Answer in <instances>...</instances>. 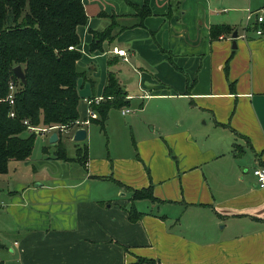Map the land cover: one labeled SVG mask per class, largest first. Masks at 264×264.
Segmentation results:
<instances>
[{
	"label": "crops",
	"instance_id": "crops-1",
	"mask_svg": "<svg viewBox=\"0 0 264 264\" xmlns=\"http://www.w3.org/2000/svg\"><path fill=\"white\" fill-rule=\"evenodd\" d=\"M235 2L149 0L142 25L90 51L107 15L122 25L137 15L125 0H82L79 119L100 118L86 100L102 96L110 61L127 93L121 113L136 109L135 153L97 167L74 141L85 166L53 158L41 182L0 187L3 264H264V187L252 172L264 167V0L241 30ZM149 186L152 198L133 196Z\"/></svg>",
	"mask_w": 264,
	"mask_h": 264
},
{
	"label": "trees",
	"instance_id": "trees-1",
	"mask_svg": "<svg viewBox=\"0 0 264 264\" xmlns=\"http://www.w3.org/2000/svg\"><path fill=\"white\" fill-rule=\"evenodd\" d=\"M125 1L136 9L137 21L122 25L116 14L107 15L109 23L103 29L90 31V51L102 50L104 42L112 41L127 27L142 25L143 19L151 13L149 0H143L141 6ZM86 21L82 0H0V174L6 172L11 160H25L31 154L36 133L29 131L24 120L32 126L46 127L71 126L80 118L78 82L84 78V72L77 61L81 52L68 46L79 44L76 29ZM216 28L214 26L212 31ZM16 65L24 72L25 84L13 73ZM108 66L102 93L104 100L92 105L100 118L91 120L98 122L101 128L111 108L128 104L127 93L111 70L110 61ZM11 80L17 85L12 104L5 100ZM10 111L14 112L13 116ZM55 144L57 149L52 158L85 166L86 147L77 148L75 156L70 157L59 138ZM151 189L149 186L134 190L133 196L152 198ZM3 247L0 242V250ZM141 261L160 264L149 259ZM0 264H3L1 258Z\"/></svg>",
	"mask_w": 264,
	"mask_h": 264
},
{
	"label": "rangeland",
	"instance_id": "rangeland-1",
	"mask_svg": "<svg viewBox=\"0 0 264 264\" xmlns=\"http://www.w3.org/2000/svg\"><path fill=\"white\" fill-rule=\"evenodd\" d=\"M219 1L224 5L230 0ZM258 1L259 0H236L235 6L240 8L237 9L235 13V24L239 30L244 27V19L247 14L246 11L257 8L259 5L256 2ZM226 10L228 11V9ZM261 14L264 15V10L261 11ZM117 68H119V66H117ZM123 108L126 107L124 106ZM129 108L131 113L126 115L121 113V108H112L109 112V118L103 128L99 126L98 122H93L86 126L87 136L83 141L88 146V161L94 166L102 167L103 164L111 166V164L114 163V159L117 157L135 153V128L134 125H131L130 121L131 117L136 113V109H133V106ZM148 128H150V126H148ZM60 135L63 141L61 145L65 148L67 154H75L76 145L74 141L66 137L67 135L64 133H60ZM48 139L49 137L45 133H36L30 156L25 160H11L8 163L6 172L0 174V187L5 189L7 186H11L15 181L36 184L41 182L40 179H44L46 175H49V165L42 164V162L53 159L52 156L57 146L55 144L56 142L50 143ZM118 163L120 162L118 161ZM5 196L7 195H4V193L0 194V203L5 201L3 198ZM5 209L6 207L3 209V207L0 206V225H9V218L7 217L8 215ZM4 236L7 235L4 234L0 236L2 241H4Z\"/></svg>",
	"mask_w": 264,
	"mask_h": 264
},
{
	"label": "built area",
	"instance_id": "built-area-1",
	"mask_svg": "<svg viewBox=\"0 0 264 264\" xmlns=\"http://www.w3.org/2000/svg\"><path fill=\"white\" fill-rule=\"evenodd\" d=\"M249 18H251V12H248V14H247V19H249ZM263 19L264 18H263L262 15L258 14L256 16V20L258 22H262ZM255 33L256 34H262V29L261 28H256L255 29ZM68 49H76V47L70 45V46H68ZM112 52L122 56L123 59L126 60V52H125V50H121V49H118L117 47H114V48H112ZM16 90H17V85H16V83L14 81L11 80L9 82V93H8L6 99H5V100H8V102L10 104L13 103L14 93L16 92ZM102 100H103V96H98V97H94V98H91V99H87L86 102H87V104H98ZM127 111L128 110H122L123 113H125ZM13 115H14V112L10 111V116H13ZM87 116L89 118H97L98 115H97L95 110H93L92 108L89 107L87 109ZM23 122L27 125V128L31 132H35V133H50L52 131H56L58 134L64 133V134H71L72 135V132L75 129L80 128V127H85V125H87L89 123V120H85L84 121V120L77 119V120L74 121V123L71 126L52 125V126H46V127H37V126L29 125L27 120H24ZM252 172H253L254 176L256 177L258 185L261 186V187H264V167L257 166L255 168H253Z\"/></svg>",
	"mask_w": 264,
	"mask_h": 264
},
{
	"label": "water",
	"instance_id": "water-1",
	"mask_svg": "<svg viewBox=\"0 0 264 264\" xmlns=\"http://www.w3.org/2000/svg\"><path fill=\"white\" fill-rule=\"evenodd\" d=\"M236 37H237V31L235 30L232 33V38L235 39ZM235 45H236L235 41H233L232 46L235 47ZM13 73L16 76V78H18L20 80V82L22 84L26 83L25 75H24V72H23L20 65H16L13 68ZM86 136H87L86 128L80 127V128L75 129L72 132L71 140H73L75 142L83 141V140H85ZM57 139H58V133L56 131H52L51 134L49 135V139H48L49 142L54 143L57 141Z\"/></svg>",
	"mask_w": 264,
	"mask_h": 264
}]
</instances>
